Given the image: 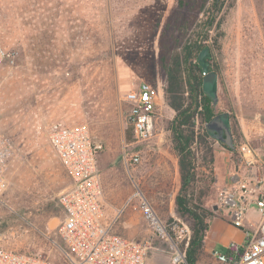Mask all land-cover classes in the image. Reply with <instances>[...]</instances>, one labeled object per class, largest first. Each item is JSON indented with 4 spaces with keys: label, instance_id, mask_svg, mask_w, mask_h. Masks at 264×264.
I'll return each instance as SVG.
<instances>
[{
    "label": "rangeland",
    "instance_id": "obj_1",
    "mask_svg": "<svg viewBox=\"0 0 264 264\" xmlns=\"http://www.w3.org/2000/svg\"><path fill=\"white\" fill-rule=\"evenodd\" d=\"M210 2L182 0L187 5L178 8L179 0H0V43L19 52L14 66L0 68V130L13 146L8 186L0 197L1 247L56 256L48 226L55 225L57 198L73 180L49 144L53 123L86 125L101 146L97 166L108 219L138 187L163 220L187 226L192 237L193 219L180 214L175 203L180 188L170 127L175 111L164 97L153 136L140 149L141 162L125 164L122 154L131 150L124 147L131 128L121 94L144 80L164 96L162 43L174 47L178 32L172 40L162 39V32L166 25L170 32L182 15L190 31L197 28ZM219 18L220 27L208 31L205 44L209 66L217 74L214 110L228 112L233 147L209 136L214 160L203 162L198 134L206 123L195 116L191 147L198 151L197 173L203 174L195 193L205 183L209 186L201 204L212 215L205 220L208 228L194 264H220L210 249H222L233 233L229 221L218 219L226 216L217 208L220 190L234 185L233 174L245 176L264 194V0H226ZM187 37H179L180 46ZM242 142L258 154L253 165L239 152ZM205 167L212 169V181L205 179ZM138 202L136 198L123 210L115 230L151 242L145 264H172L170 245L147 227ZM246 217L259 219L255 204Z\"/></svg>",
    "mask_w": 264,
    "mask_h": 264
},
{
    "label": "built area",
    "instance_id": "obj_2",
    "mask_svg": "<svg viewBox=\"0 0 264 264\" xmlns=\"http://www.w3.org/2000/svg\"><path fill=\"white\" fill-rule=\"evenodd\" d=\"M19 52L0 43V68L14 66ZM127 105L126 122L131 128V140L124 143L122 160L125 164L141 162V148L153 136L155 122L164 101L163 91L141 80L121 94ZM48 141L55 155L71 176L72 186L59 194L60 213L55 225L49 224V236L56 256L26 253L0 246V264H145L151 248L149 240L128 238L115 230L119 215L139 200L141 217L157 238L171 248L172 264H188L186 249L190 238L187 226L163 220L145 195L137 187L116 210L112 219L106 217L101 194V176L97 155L101 146L93 142L86 125L53 123ZM239 152L248 165L257 162L258 154L247 142L239 145ZM264 154V152H263ZM13 155L10 138L0 130V197L8 186L6 171ZM234 185L223 187L217 208L223 210L229 223L241 233L240 239H230L222 249L211 247L212 258L220 264H264V194L251 187L243 175H234ZM255 204L260 217L248 222L246 213ZM49 232V233H50Z\"/></svg>",
    "mask_w": 264,
    "mask_h": 264
},
{
    "label": "trees",
    "instance_id": "obj_3",
    "mask_svg": "<svg viewBox=\"0 0 264 264\" xmlns=\"http://www.w3.org/2000/svg\"><path fill=\"white\" fill-rule=\"evenodd\" d=\"M204 2L202 1V4ZM225 2L226 0H211L206 17L192 31H190L189 25L182 15L179 21H177V18L174 19V26H172L170 32H168L169 25H166L162 32V39L170 40L174 38V30L178 32V37L176 36L175 39L177 43L174 47L162 43V47L165 48L162 54V64L165 70L164 97L169 107L175 111V116L170 125L174 148L179 155L180 188L175 197V203L180 214H188L193 219V233L186 250L188 264H194L196 261V255L201 249L208 228L205 220L212 215L211 210L201 204L202 197L209 191V186L205 183L203 190L199 189L195 193L197 185L201 184L200 178L203 174L199 176L197 173L196 153L198 151L192 150L191 147L195 139L194 118L199 115L201 121L206 123L213 116L220 113L214 110L213 100L203 90L204 73L198 62V55L203 48L208 47L205 44L208 31L213 26L216 29L220 27V18L216 21V16ZM194 3L195 0H193ZM178 5V8H182L187 4H182V0H179ZM178 23L180 24L177 28ZM187 34L188 37L185 43L180 46L179 37ZM209 55L206 62L208 69L212 70L208 62ZM198 137L199 145L202 144V149H204L203 162L207 158L208 162L212 163L214 160L213 152L207 144L209 134L206 129L200 132ZM127 139L128 141L131 140V133H129ZM229 149L232 148L229 147ZM205 171L208 173L205 179L212 181L213 177H210L212 169L208 170L205 167Z\"/></svg>",
    "mask_w": 264,
    "mask_h": 264
},
{
    "label": "water",
    "instance_id": "obj_4",
    "mask_svg": "<svg viewBox=\"0 0 264 264\" xmlns=\"http://www.w3.org/2000/svg\"><path fill=\"white\" fill-rule=\"evenodd\" d=\"M209 55L208 47L203 48L198 55V62L203 69V90L213 102H217V74L213 70L208 69L206 58ZM205 129L209 136L221 141L228 147L232 148V135L229 124V114L226 111H222L213 116L205 124Z\"/></svg>",
    "mask_w": 264,
    "mask_h": 264
},
{
    "label": "crops",
    "instance_id": "obj_5",
    "mask_svg": "<svg viewBox=\"0 0 264 264\" xmlns=\"http://www.w3.org/2000/svg\"><path fill=\"white\" fill-rule=\"evenodd\" d=\"M247 214V213H246ZM223 217H221V216H218V219H221V223H226L225 221H228V219L226 218V217H224V219H222ZM247 218V217H246ZM258 221V220H257ZM220 222V221H219ZM218 222V223H219ZM248 222H250V223H252V222H255V221H248ZM211 224H212V222L210 223V226H211ZM220 224V223H219ZM228 225L230 226V228L233 230V233H232V235H231V237H230V239H240L241 238V233L238 231V230H236L234 227H232V225L228 222Z\"/></svg>",
    "mask_w": 264,
    "mask_h": 264
}]
</instances>
